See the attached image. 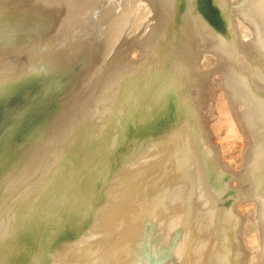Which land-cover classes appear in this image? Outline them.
<instances>
[{"label":"water","instance_id":"water-1","mask_svg":"<svg viewBox=\"0 0 264 264\" xmlns=\"http://www.w3.org/2000/svg\"><path fill=\"white\" fill-rule=\"evenodd\" d=\"M0 20L144 111L78 264H264V0H0Z\"/></svg>","mask_w":264,"mask_h":264},{"label":"rangeland","instance_id":"rangeland-1","mask_svg":"<svg viewBox=\"0 0 264 264\" xmlns=\"http://www.w3.org/2000/svg\"><path fill=\"white\" fill-rule=\"evenodd\" d=\"M143 116L0 20V264H78Z\"/></svg>","mask_w":264,"mask_h":264},{"label":"bare ground","instance_id":"bare-ground-1","mask_svg":"<svg viewBox=\"0 0 264 264\" xmlns=\"http://www.w3.org/2000/svg\"><path fill=\"white\" fill-rule=\"evenodd\" d=\"M5 59V58H4Z\"/></svg>","mask_w":264,"mask_h":264}]
</instances>
